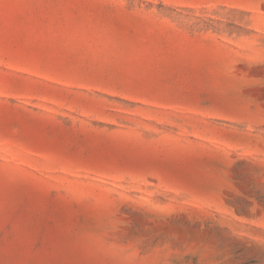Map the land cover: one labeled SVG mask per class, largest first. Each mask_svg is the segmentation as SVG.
I'll return each mask as SVG.
<instances>
[{
    "label": "rangeland",
    "instance_id": "374dc122",
    "mask_svg": "<svg viewBox=\"0 0 264 264\" xmlns=\"http://www.w3.org/2000/svg\"><path fill=\"white\" fill-rule=\"evenodd\" d=\"M0 264H264V0H0Z\"/></svg>",
    "mask_w": 264,
    "mask_h": 264
}]
</instances>
